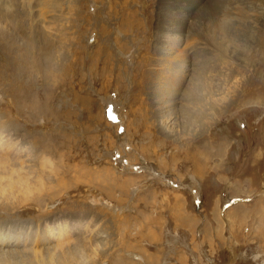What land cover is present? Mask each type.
I'll list each match as a JSON object with an SVG mask.
<instances>
[{"label":"rangeland","instance_id":"obj_1","mask_svg":"<svg viewBox=\"0 0 264 264\" xmlns=\"http://www.w3.org/2000/svg\"><path fill=\"white\" fill-rule=\"evenodd\" d=\"M0 149V264H264V0H0Z\"/></svg>","mask_w":264,"mask_h":264},{"label":"bare ground","instance_id":"obj_2","mask_svg":"<svg viewBox=\"0 0 264 264\" xmlns=\"http://www.w3.org/2000/svg\"><path fill=\"white\" fill-rule=\"evenodd\" d=\"M123 5H124V3H122ZM125 14H127V13H125ZM130 15V14H129ZM128 18V17H127ZM163 21L161 22V29H162V32L165 34V35H167V37H166V39H165V44H164V46H163V52H162V55H163V57H162V60H164V63L165 62H169V60H170V58H175L176 56H179L178 54H177V52L175 53V54H172V53H169V51L171 50V48L172 47H169L168 45L170 44V42H171V45H173L172 44V42H174V41H176V39H174L171 35H172V33L170 34L169 33V14L166 12V13H164V17H163V19H162ZM128 21V20H127ZM222 22H223V20L222 19H220V21H218V22H216V25L217 26H219V28L221 29V30H224L225 28L222 26ZM224 26H226V24H224ZM170 34V35H169ZM172 38L174 39V41H172ZM177 42V41H176ZM170 45V46H171ZM176 45V44H175ZM175 45H174V48H175ZM176 51L178 50V49H175ZM171 52H172V50H171ZM164 66H167V65H164ZM178 67H179V69H178ZM186 67H184V65H183V62L181 61V62H179V63H177L176 65H175V69H173V70H171V69H169V67L167 68V69H164L165 70V72H163L164 74L162 75V77L164 78V77H167V78H169V73H171V71H173L172 73H177V74H179V77H181V78H183V77H185L186 75L187 76H189L190 75V77H193V76H191V74L189 73V69L190 68H187V69H185ZM163 70V71H164ZM194 74V73H193ZM169 80V79H168ZM176 84V83H175ZM3 146H5V144L3 145ZM3 148V147H2ZM1 150V149H0ZM264 199V197L263 196H261L260 198H259V200H263ZM240 205V204H239ZM239 205H237V206H234L233 208H235V212L234 211H231V212H229V216H231V220H230V222H235L236 223V225H238L239 223V221L240 220H238V219H236V217H238L239 216V213L241 212V211H239V209L238 208H242V207H244V206H246V204H242V205H240V207H238ZM212 210L213 211H215L216 210V208L215 207H213L212 208ZM234 210V209H233ZM239 211V212H238ZM243 212V211H242ZM216 213V212H215ZM244 213V212H243ZM242 213V214H243ZM217 214V216L218 217H214V219H215V223L212 225L213 226V229H212V234H211V236H212V238L214 239V240H216V239H220V236H219V226H220V220H219V215H218V213H216ZM243 217V216H242ZM192 218L193 219H195V217H193V215H191V220H192ZM235 218V219H234ZM241 218V217H240ZM242 219V218H241ZM60 224V223H59ZM58 227V229H60V225H58L57 226ZM69 228V225L67 224L66 226L64 225L63 226V229L65 230V232L64 233H67V229ZM71 228V227H70ZM69 228V229H70ZM207 231H209V230H205L204 231V236L205 237H208V235H207ZM58 233V232H57ZM60 233V232H59ZM63 233V232H62ZM61 233V234H62ZM209 233V232H208ZM1 237V236H0ZM260 237V236H259ZM216 238V239H215ZM207 240H208V238H206ZM260 240V241H259ZM208 242H210V241H208ZM217 242H218V240H217ZM216 242V243H217ZM223 242V241H222ZM258 242H259V244L257 245V247L256 248H258V250H259V248H262V247H264V237L262 236L261 237V239H258ZM214 244V243H213ZM212 244V245H213ZM258 253H256V254H254L252 257L255 259H257L258 258Z\"/></svg>","mask_w":264,"mask_h":264}]
</instances>
